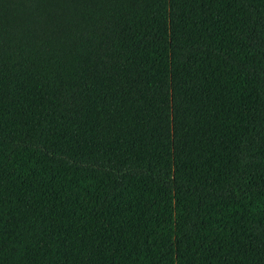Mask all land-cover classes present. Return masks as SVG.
<instances>
[{
  "label": "trees",
  "instance_id": "trees-1",
  "mask_svg": "<svg viewBox=\"0 0 264 264\" xmlns=\"http://www.w3.org/2000/svg\"><path fill=\"white\" fill-rule=\"evenodd\" d=\"M0 264H264V0H0Z\"/></svg>",
  "mask_w": 264,
  "mask_h": 264
}]
</instances>
